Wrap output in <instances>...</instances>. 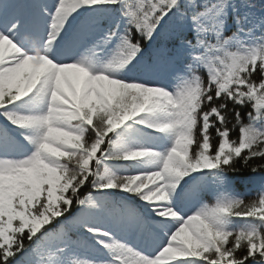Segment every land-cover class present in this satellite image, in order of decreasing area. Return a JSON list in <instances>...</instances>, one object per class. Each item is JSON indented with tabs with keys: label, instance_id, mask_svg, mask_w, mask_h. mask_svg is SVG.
<instances>
[{
	"label": "snow or ice",
	"instance_id": "1",
	"mask_svg": "<svg viewBox=\"0 0 264 264\" xmlns=\"http://www.w3.org/2000/svg\"><path fill=\"white\" fill-rule=\"evenodd\" d=\"M0 121V264H264V0H0Z\"/></svg>",
	"mask_w": 264,
	"mask_h": 264
},
{
	"label": "trees",
	"instance_id": "2",
	"mask_svg": "<svg viewBox=\"0 0 264 264\" xmlns=\"http://www.w3.org/2000/svg\"><path fill=\"white\" fill-rule=\"evenodd\" d=\"M257 4L261 2V0H255ZM175 43L174 40H169L168 44L171 47ZM256 79H259V76L256 77ZM235 110L241 111L242 117L244 120V123L248 122L247 119V110H242L239 108H236ZM232 110L230 108L229 110V127L232 128L235 124L233 115L231 114ZM232 138L238 139V126L233 129L232 132ZM252 168L261 169L264 168V161L260 159H254L253 161H250L248 165H245L243 160L239 161L237 165V171L235 173H229V177L232 178V185L230 191L236 195L242 196L245 198L246 202L248 200L254 199L261 188L262 185H264V171H256L253 172ZM85 194H87L85 192ZM202 197H208L211 199L212 203L215 202V195L211 194L207 189H204L199 196V199L206 203L205 200H202ZM209 204V203H208ZM73 212H75V206L73 209ZM79 258L83 259L86 258L83 255H81Z\"/></svg>",
	"mask_w": 264,
	"mask_h": 264
},
{
	"label": "rangeland",
	"instance_id": "3",
	"mask_svg": "<svg viewBox=\"0 0 264 264\" xmlns=\"http://www.w3.org/2000/svg\"><path fill=\"white\" fill-rule=\"evenodd\" d=\"M207 188H209L213 193H216V188L214 186H212L211 184H209V186ZM85 242L87 243V241H85ZM149 250H151V249H149Z\"/></svg>",
	"mask_w": 264,
	"mask_h": 264
}]
</instances>
